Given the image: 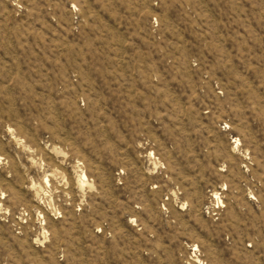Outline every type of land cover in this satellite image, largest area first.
Returning a JSON list of instances; mask_svg holds the SVG:
<instances>
[{"label": "rangeland", "instance_id": "374dc122", "mask_svg": "<svg viewBox=\"0 0 264 264\" xmlns=\"http://www.w3.org/2000/svg\"><path fill=\"white\" fill-rule=\"evenodd\" d=\"M0 264H264V0H0Z\"/></svg>", "mask_w": 264, "mask_h": 264}, {"label": "bare ground", "instance_id": "6f19581e", "mask_svg": "<svg viewBox=\"0 0 264 264\" xmlns=\"http://www.w3.org/2000/svg\"><path fill=\"white\" fill-rule=\"evenodd\" d=\"M81 179V178H80ZM83 179L85 180L86 179V176L83 175ZM84 180L80 181L82 184L84 183ZM84 185V184H83ZM216 194V193H215Z\"/></svg>", "mask_w": 264, "mask_h": 264}]
</instances>
